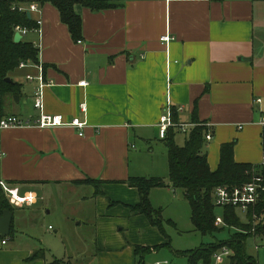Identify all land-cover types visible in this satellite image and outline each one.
<instances>
[{"label":"crops","instance_id":"0c3cea01","mask_svg":"<svg viewBox=\"0 0 264 264\" xmlns=\"http://www.w3.org/2000/svg\"><path fill=\"white\" fill-rule=\"evenodd\" d=\"M105 1L114 5L99 11L76 5L83 22L81 39L72 37L54 5L40 4L41 12L31 14L43 20L42 33L31 30L22 39L41 44L39 64L28 61L10 72L21 88L0 98V117L37 119L41 110L35 108L34 97L43 74V111L66 120L86 118L88 124L82 136L66 125H24L1 133L6 155L0 159V180L19 186L22 193L34 191L38 199L27 205L6 196L15 208L14 231L0 234V264H72L65 249L55 251L36 234L32 237L39 241L29 245L12 241L15 231L36 222V217L29 221L40 206L47 208L51 199L92 186L87 178L104 181V194H96L94 186L91 193L97 200L98 230L112 231L105 244L116 249L110 254H119L101 257L97 264H138V246L151 248L146 253L168 246L148 216L131 210L140 193L126 183L130 176H154L145 175L142 164L153 156L154 145L164 141L159 121L168 104L176 109L179 123L197 119L210 124L213 137L206 140L205 153L212 170L218 168L224 143L234 142L237 162L257 165L262 160L264 0ZM165 34L172 36L168 44L161 41ZM84 80L87 84L80 85ZM165 180L164 187L174 190L170 179ZM155 189L150 194L153 205ZM111 206L116 219L103 217L104 208ZM140 228L154 239L147 242L146 234L125 238L119 232ZM134 240L142 244L134 247ZM251 256L259 264V255ZM143 261L147 264L145 255Z\"/></svg>","mask_w":264,"mask_h":264},{"label":"trees","instance_id":"16d2710c","mask_svg":"<svg viewBox=\"0 0 264 264\" xmlns=\"http://www.w3.org/2000/svg\"><path fill=\"white\" fill-rule=\"evenodd\" d=\"M39 2L41 5L50 3L58 8L61 20L68 26L74 39H81L83 22L80 14L76 11V5L95 11L108 9L114 4L105 0H0V98L6 94L20 92V84L6 81L10 72L19 67L21 62H33L39 64V49L33 42L21 40L15 42V26L32 28L36 25L33 18H29L27 11H22L19 6L31 2ZM16 7V8H15ZM173 119L177 121V111L173 108ZM197 123L188 132L185 144L180 146L175 141L176 130L171 127L168 130L165 145L168 152L170 184L174 189H182L185 198L191 206V219L194 228L202 234H213L224 229V227H236L237 232L231 235L228 240L218 241L216 244L208 245L189 252L187 264H211L213 254L223 246L230 247L234 254L229 264H258L256 259L247 252V240L252 237L264 238V191L258 202L250 207L246 214H242L234 206L224 207V227L216 224V204L214 193L219 186H241L253 179V167L255 165L240 163L234 157V142L224 143L221 146L220 162L216 170H212L208 156L203 152L206 143L208 128L204 124ZM264 144V132H263ZM87 184L94 186L96 194H104L102 186L104 181L87 178ZM126 183L136 187L140 193V200L136 205H130L133 212L145 214L151 223L158 227L161 233L168 238L167 245H170L169 236L164 227L162 208H155L151 202V190L156 187L167 186L162 177L157 176H130ZM264 184V181H263ZM113 204V201H110ZM5 210L15 213L14 206L10 203L0 186V215ZM13 228V229H12ZM10 236L14 231V218ZM142 254L138 264H145L143 256L151 248L137 247ZM178 253L179 251H175ZM187 252L179 254H187ZM41 252L30 257L34 260ZM53 264H62L55 261Z\"/></svg>","mask_w":264,"mask_h":264},{"label":"rangeland","instance_id":"374dc122","mask_svg":"<svg viewBox=\"0 0 264 264\" xmlns=\"http://www.w3.org/2000/svg\"><path fill=\"white\" fill-rule=\"evenodd\" d=\"M27 40V37H24ZM7 110V109H6ZM187 134L176 130L175 141L177 144L184 145ZM153 156H150L142 170L145 175L159 176L164 179L169 176V160L166 156L167 150L164 141L155 144ZM206 146L203 151H206ZM150 150V148H147ZM152 153V149L150 150ZM175 190V193H174ZM170 190L168 187H156L154 193V207L162 208V218L164 227L169 236L170 245L160 246L159 253L148 252L145 254L147 264H154L157 260L167 259L170 264H184L187 261L189 252L208 245L216 244L218 241L228 240L232 234L237 232L236 227L217 225L224 229L213 234H202L194 228L191 219V206L189 201L184 196L182 189ZM22 192V191H21ZM93 192L92 186L82 187L76 194L70 195L65 199H51L49 206H40L39 211L33 217V224H25L21 231L16 232V239L12 242L29 245L39 241L32 236H37L43 243L49 242L56 250L65 249L68 259L72 264H97L101 257H114L119 254L115 253V248L107 247L105 239L112 237V231L104 229L98 230L100 217L96 214L97 200L91 195ZM85 196V197H84ZM177 197V198H176ZM108 199V198H107ZM70 204L68 206V204ZM215 202V197H214ZM68 207V208H67ZM45 208V209H44ZM224 207L216 205V215H224ZM115 206L109 209L104 208L103 217L116 219ZM141 215V214H140ZM145 217L144 215H142ZM64 226V227H63ZM154 227V226H153ZM157 229V227H154ZM125 238H131L133 235L140 237L144 234L143 229L134 230L123 229L119 231ZM130 232V234H129ZM159 232V230H158ZM156 235V233H154ZM160 234V232H159ZM162 234V233H161ZM153 234H146L147 242L152 241ZM109 240V239H108ZM168 241V238L166 239ZM39 243L43 245V243ZM133 246L142 244V242L132 241ZM150 244V243H149ZM58 245L59 248L56 247ZM259 245L260 250H256ZM121 250V249H120ZM187 252V254H179ZM247 252L258 258L259 264H264V238L250 237L247 240ZM157 253V254H155ZM259 253V254H258ZM137 257V256H136ZM138 257H141L140 255ZM63 258V257H59Z\"/></svg>","mask_w":264,"mask_h":264},{"label":"built area","instance_id":"2783aa9c","mask_svg":"<svg viewBox=\"0 0 264 264\" xmlns=\"http://www.w3.org/2000/svg\"><path fill=\"white\" fill-rule=\"evenodd\" d=\"M16 8V7H15ZM19 9L22 11H27L32 14V12H41V5L39 2H31L25 5L19 6ZM36 25L32 28H28L25 26L16 25L15 33H21L22 37L27 35V33L31 30L37 31L40 34L42 33V23L43 20L41 18L35 20ZM172 40V36L170 34H165L161 36V41L165 44H168ZM34 45L39 49L41 44ZM27 62H21L19 67H24ZM29 79H34V76L28 75ZM40 80V85L38 87L36 96L34 97V106L35 108L41 110V114L37 119H22L20 116L16 114H8L0 117V159H2L6 152L2 146V138L1 133L9 128L24 126V125H36L41 128L52 127L58 125H66L75 127L79 130V134L84 135V129L87 126L88 122L83 118L74 117L70 120L64 119L62 114H49L43 111L44 108V97L43 90L45 85L47 84L44 80L43 74L38 76ZM82 86L87 84V81H81L79 83ZM257 101H261L258 99ZM88 110L87 103L83 102L81 104V111L86 113ZM173 108L168 104L166 112L161 115L159 121V137L164 139L167 136L169 128L173 127L175 130H180L183 133L188 134L192 127L196 126L197 123H179L173 119ZM199 124H204L206 127L210 125L206 122H201ZM261 124L264 128V115L261 119ZM242 128V126H240ZM212 133L210 131L206 134V140L210 141L212 139ZM253 179L250 182L245 183L241 186L230 187L219 186L216 188L214 197L215 204L218 206H234L236 207L242 214H246L250 207L254 206L258 200L260 199L263 191H264V152L262 156V160L259 164L253 167ZM0 186L6 193V196L10 199V201L15 203L33 205L37 202V193L34 191H26L24 193L21 192L19 186L11 185L10 183L0 180ZM217 225H224V219L222 216H217L216 218ZM3 243H6V240H3ZM259 245H256V248L259 249ZM234 252L230 247L223 246L218 251L213 254V262L211 264H229L231 257ZM154 264H168V261H156Z\"/></svg>","mask_w":264,"mask_h":264},{"label":"water","instance_id":"95a60500","mask_svg":"<svg viewBox=\"0 0 264 264\" xmlns=\"http://www.w3.org/2000/svg\"><path fill=\"white\" fill-rule=\"evenodd\" d=\"M28 17L32 18L31 13L27 12ZM15 42H19L22 40V35L19 32L15 33L14 36ZM6 81H12L10 77L6 78ZM13 222V212L10 210H5L2 215H0V234L1 235H9L11 232Z\"/></svg>","mask_w":264,"mask_h":264}]
</instances>
